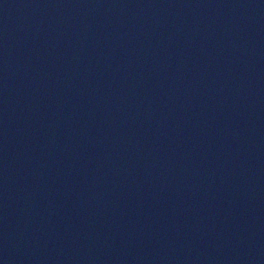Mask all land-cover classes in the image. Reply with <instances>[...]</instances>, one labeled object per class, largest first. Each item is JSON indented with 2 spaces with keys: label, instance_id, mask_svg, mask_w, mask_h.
Listing matches in <instances>:
<instances>
[{
  "label": "water",
  "instance_id": "1",
  "mask_svg": "<svg viewBox=\"0 0 264 264\" xmlns=\"http://www.w3.org/2000/svg\"><path fill=\"white\" fill-rule=\"evenodd\" d=\"M0 264H264V0H0Z\"/></svg>",
  "mask_w": 264,
  "mask_h": 264
}]
</instances>
